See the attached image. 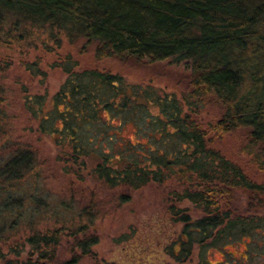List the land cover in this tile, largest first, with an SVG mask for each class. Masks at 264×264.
<instances>
[{
	"label": "trees",
	"instance_id": "1",
	"mask_svg": "<svg viewBox=\"0 0 264 264\" xmlns=\"http://www.w3.org/2000/svg\"><path fill=\"white\" fill-rule=\"evenodd\" d=\"M65 43L93 47L98 61H170L185 71L181 92L161 97L152 84H132L107 69L79 70L67 55L57 65L67 78L53 96L23 97L36 132L58 149L64 174L103 183L119 204L145 187H165L168 221L180 229L165 244L175 264H226L213 262V252L236 259L233 264H259L250 245L255 234L264 235V180L252 178L219 143L237 136L239 154L264 175V0H0V47L26 54L39 47L55 52ZM10 64L0 51V70ZM22 64L45 78L37 62ZM5 100L0 86V258L103 264L94 250L103 216L97 198L79 215L66 201L46 211L38 186L23 185L37 171L35 152L4 148L10 141ZM209 108L213 119L202 116ZM140 120L152 142L139 138ZM130 126L136 130L129 140L136 141L128 145L123 133ZM65 244L70 257L63 261L58 248Z\"/></svg>",
	"mask_w": 264,
	"mask_h": 264
},
{
	"label": "rangeland",
	"instance_id": "2",
	"mask_svg": "<svg viewBox=\"0 0 264 264\" xmlns=\"http://www.w3.org/2000/svg\"><path fill=\"white\" fill-rule=\"evenodd\" d=\"M6 47L8 49L0 47V51L8 52L11 63L6 71L0 70V86L4 90V98L7 101L5 126L10 139L4 148H11L13 145L25 146L26 148H32L37 156V171L32 172L31 177L26 178L27 185H25V182L22 183L25 188H30L33 184L38 186V192L44 198L45 206H47L46 211L48 210L49 214L60 208L61 201L74 204L75 214H78L89 201H93L92 198H97L103 216L96 220L95 228L100 237V243L94 250L99 259L103 261V264H175L166 254L165 244H169L170 239L180 229L173 227L168 221L165 203L167 189L158 185L148 186L132 192L130 202L119 204L115 200L116 192L103 183L90 178L78 181L73 176L65 175L62 163L59 160L58 149L53 144L50 136H44L36 132L35 124L24 109L23 97L26 95L24 92L29 95L48 94L49 97L53 96L67 78L63 70L57 66L67 55L78 61L79 70L95 67L107 69L113 73L121 74L129 83L152 84L161 90V97L164 92H181L183 84H181L180 79L185 68L170 61L150 66L136 62L121 64L111 60L98 61L95 57L94 48H85L81 44L71 46L65 43L60 50L55 52L43 51L39 47L38 50L35 49L26 54H21L16 46ZM22 61L37 62L38 67L46 73L45 78L32 74L27 70L26 65L22 64ZM151 110L154 113L156 112L154 106H151ZM215 114L216 111L209 108L207 111L205 110L202 116L205 119H213ZM119 121V119L115 120L114 125H118ZM137 124L139 126V138L143 142L147 140L152 142L154 139L148 136L150 128L147 129V125L143 120L138 121ZM135 130L132 126L124 130L123 134L128 145L136 141L132 140L131 143L129 140L135 138L133 135ZM238 143V137L230 135L220 141L219 147L226 155L231 156L237 163L242 165L252 178L259 175L258 181H263L264 175L258 173L253 166L248 164L246 157L239 154ZM103 144L111 147L108 140H105ZM137 149L140 150V147H137ZM142 151L149 154V149L146 150V147ZM0 155L3 154L0 152ZM4 156L5 159H8L10 154ZM117 193L120 192L117 191ZM42 223L50 224V220L47 219L46 223ZM5 237H10L13 245L15 242L19 243V236H16V234L8 233ZM250 247L257 254L253 262L264 264V235L262 233L255 234ZM29 250V246H27L26 255ZM228 250L236 253V248L233 246L229 247ZM58 252L60 253V260L69 259L70 252L67 244L59 247ZM9 253L10 250L5 251V254ZM213 253V262L223 260L226 264L236 262V259H232L230 256L224 258L218 252ZM5 256L9 257L8 255ZM10 257L15 259L14 256ZM0 264H4L1 258ZM80 264H90V262L83 260Z\"/></svg>",
	"mask_w": 264,
	"mask_h": 264
}]
</instances>
